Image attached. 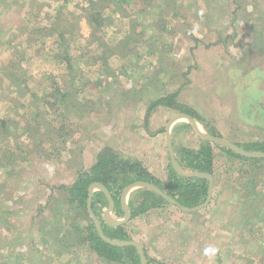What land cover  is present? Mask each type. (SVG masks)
Here are the masks:
<instances>
[{
  "label": "rangeland",
  "instance_id": "rangeland-1",
  "mask_svg": "<svg viewBox=\"0 0 264 264\" xmlns=\"http://www.w3.org/2000/svg\"><path fill=\"white\" fill-rule=\"evenodd\" d=\"M95 3L0 0V120L9 121L11 133L0 138V264H115L84 242L88 222L63 188L106 148L141 161L165 182L171 162L165 128L179 113L165 107L148 113L161 97L179 93L214 137L242 149L264 142V0ZM93 5L102 24L91 22ZM58 18L72 69L49 56L63 52L58 36L40 31ZM104 55L108 60L99 61ZM6 68L26 83L14 82ZM53 82L68 96H52ZM183 123L190 124L181 119L170 130L174 152L201 145L191 124L193 130L176 133ZM214 145L208 207L189 213L168 205L126 224L149 259L264 264V158L241 160Z\"/></svg>",
  "mask_w": 264,
  "mask_h": 264
},
{
  "label": "trees",
  "instance_id": "trees-1",
  "mask_svg": "<svg viewBox=\"0 0 264 264\" xmlns=\"http://www.w3.org/2000/svg\"><path fill=\"white\" fill-rule=\"evenodd\" d=\"M92 1L93 3H95L94 0ZM97 1L98 2L95 4H98L100 1L105 0ZM123 1L124 0H118L120 5L123 3ZM93 7L95 8L94 5ZM101 13L102 11L95 8L90 16L92 18L91 22L102 24L101 19L103 18ZM59 21V18L55 19L53 21V25L49 27V30H47L46 28H41L40 31H45L43 38H47V35L51 37H54L56 35L58 36V40L60 42L59 50L63 52H55L53 53V55L49 56L57 59V61L60 62V66L61 64H64L68 65V68L72 69L75 58L73 57L72 53L66 51L68 48H66L65 50L67 32L65 31L63 26L58 23ZM104 23L105 21L103 22V24ZM24 32L29 33L33 31H30L28 28H24ZM29 43H32L31 38L29 39ZM106 60L108 59L105 55L99 59V61L103 62H106ZM95 65H97L96 62L94 66ZM8 72V68H6V73ZM9 74H12L11 79H13L14 82H18L19 84L26 83V80H22L19 77L16 78L13 73L9 72L8 75ZM49 78L51 79V77ZM70 78L71 80L74 79L73 73ZM53 86L55 87L52 96H56L57 98H59V95L63 94V97L68 96V93L70 91L69 89L62 90V87L55 82H53ZM22 92H25V90H23ZM23 95L25 96L26 94L23 93ZM179 95V93H173L154 101L151 104L148 113H150L157 107H165L174 110L179 114L190 115L196 120L200 121L211 135H214L213 131L207 126V124H205L204 120L198 115L197 111L194 108H191L188 105L179 102ZM35 96L39 97V95L37 96L36 94ZM32 97H34V95H32ZM74 106H76V104H74ZM36 111V116L41 117L40 112L37 109ZM9 127L10 124L8 120H0V129L2 132L0 134L1 139L4 138L3 140H8L10 138L11 133H9ZM177 129L193 130L192 126L189 123H183L180 127H176V133H178L179 131H177ZM3 140H0V142H3ZM215 148L216 147L214 143L201 139V145L197 149H190L185 147H181L178 149L175 148V158L178 165L184 171L214 175ZM244 149L251 153H264V142L246 144L244 145ZM222 150H224L227 154L241 160H260L259 158L242 157L227 147H223ZM12 152H15V150H13ZM4 155L5 151L1 149L0 166L3 163ZM138 182L149 183L160 188L167 195L176 200L181 206L187 208L197 207L206 202L208 198L210 183V181L206 178L181 175L174 169L171 162L169 164L168 179L163 182L160 181L149 169H147L141 161L123 158L118 153L109 148H106L102 152H100L97 157L96 163L93 164L91 169L89 171L81 172L79 174V177L71 186L67 188L64 187L63 189L66 190L68 195L67 203L80 211L83 218L88 222L85 226V234L83 238L84 242L96 255H98V257L105 259L106 262L115 264H141V255L138 249L133 245H112L100 237L96 223L93 219H91L87 209L90 188L95 184H101L106 187L115 201V208L112 216L118 219L121 217L124 218L125 216L122 204L124 191L130 185ZM168 205L170 204L167 200L158 195L155 191L149 190L147 188L137 189L131 195V198L128 202V207L131 212V220L144 215L151 210L162 209ZM109 207L110 203L106 195L102 191H95L92 196V210L96 218L100 221L103 234L108 239L118 242L126 243L129 241H133L127 231L126 224L121 226H114L106 221L104 215L108 211ZM75 226L77 228H80L83 225H81L80 223H76ZM146 262L147 264H161L157 261L149 259L147 255Z\"/></svg>",
  "mask_w": 264,
  "mask_h": 264
},
{
  "label": "water",
  "instance_id": "water-1",
  "mask_svg": "<svg viewBox=\"0 0 264 264\" xmlns=\"http://www.w3.org/2000/svg\"><path fill=\"white\" fill-rule=\"evenodd\" d=\"M181 119H184V120L189 121L190 124L195 129V131L198 133V135L202 139H204V140L210 141V142H212L214 144H222L223 146L231 149L236 154H238V155H240L242 157H247V158H264V153H251V152H248V151L240 148L235 143H231V142L226 141L224 139H221V138H218V137H214L211 134L203 133L202 130L200 129L199 125H198L199 124L198 123V120H196L195 118H193L190 115L179 114L176 117H174L173 119H171L168 122V124H167V126L165 128V130L167 132V137H168L167 140H168V145H169L171 163H172L174 169L177 172H179L181 175H185V176H195V177H200V178H206V179H208L210 181V183H209L208 198H207V200H206V202L204 204L199 205L197 207H193V208L183 207L176 200H174L172 197H170L164 191H162L160 188H158V187H156V186H154L152 184H149V183L138 182V183H135V184L130 185L124 191V193H123L122 204H123V208H124V212H125L124 218L123 219H120V220L119 219H116V220H119V221L112 222L110 220V218H111L112 213H113L114 208H115V201H114L113 197L108 192V190L106 189L105 186H103L101 184H95V185L91 186V188H90V195H89L88 202H87V209H88V212H89L90 216L92 217V219L96 223L97 230H98V233H99L100 237L103 240H105L106 242H108V243H110L112 245H133V246H135L138 249V251L140 252V255H141V264H147V262H146V256H145V252L143 250V247L139 243H137L135 241H129V242H126V243L118 242V241H115V240L108 239L103 234L100 221L96 218V216H95V214L93 213V210H92V196H93V193L95 191H97V190L98 191H102L106 195L107 199L109 200L110 207H109L108 211L105 213L104 217H105L106 221L109 224L114 225V226L125 225V224H127L131 220V212H130L129 207H128L127 197H128V194L130 192H132L133 190H136L138 188H147L149 190L155 191L158 195H160L165 200H167L170 205H174V206L182 209L185 212H189V213L198 212V211H200V210L208 207L209 204H210V202H211V200H212L213 193H214V178H213V175H210V174H202V173H192L190 171H184L178 165V163L176 161V158H175V152H174V147H173V144H172V138H171V135H170V130H171L172 126L176 123V121L181 120Z\"/></svg>",
  "mask_w": 264,
  "mask_h": 264
},
{
  "label": "crops",
  "instance_id": "crops-1",
  "mask_svg": "<svg viewBox=\"0 0 264 264\" xmlns=\"http://www.w3.org/2000/svg\"><path fill=\"white\" fill-rule=\"evenodd\" d=\"M151 171V170H150ZM152 172V171H151Z\"/></svg>",
  "mask_w": 264,
  "mask_h": 264
}]
</instances>
